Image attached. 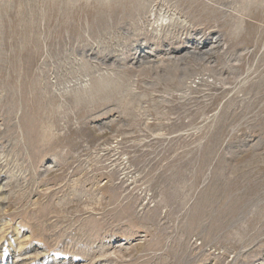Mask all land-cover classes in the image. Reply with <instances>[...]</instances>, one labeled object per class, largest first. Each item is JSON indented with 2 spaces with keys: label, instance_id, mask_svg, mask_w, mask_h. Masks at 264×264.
Instances as JSON below:
<instances>
[{
  "label": "rangeland",
  "instance_id": "1",
  "mask_svg": "<svg viewBox=\"0 0 264 264\" xmlns=\"http://www.w3.org/2000/svg\"><path fill=\"white\" fill-rule=\"evenodd\" d=\"M0 264H264V0H0Z\"/></svg>",
  "mask_w": 264,
  "mask_h": 264
}]
</instances>
